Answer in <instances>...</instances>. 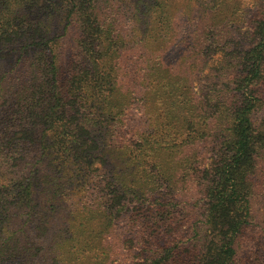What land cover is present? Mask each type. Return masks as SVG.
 I'll list each match as a JSON object with an SVG mask.
<instances>
[{"label":"trees","instance_id":"1","mask_svg":"<svg viewBox=\"0 0 264 264\" xmlns=\"http://www.w3.org/2000/svg\"><path fill=\"white\" fill-rule=\"evenodd\" d=\"M254 2L214 95L245 0H0V264H264Z\"/></svg>","mask_w":264,"mask_h":264},{"label":"rangeland","instance_id":"2","mask_svg":"<svg viewBox=\"0 0 264 264\" xmlns=\"http://www.w3.org/2000/svg\"><path fill=\"white\" fill-rule=\"evenodd\" d=\"M255 0H245V10L247 11L246 18L238 26L234 27L231 40L225 45L223 50H219L211 57L209 64L206 66L203 72L199 73L195 79V89L198 93L212 92L217 95L220 89H225V86L233 87V84L229 83L228 79L221 81L219 79V73L223 70V66L229 63H235L237 57H239L242 50H247L249 43L253 40L251 35L253 33L256 19L258 17V11L256 8ZM184 42L178 43L173 50L169 53L170 61L174 62L178 56L184 51ZM261 117L264 113L260 114Z\"/></svg>","mask_w":264,"mask_h":264}]
</instances>
